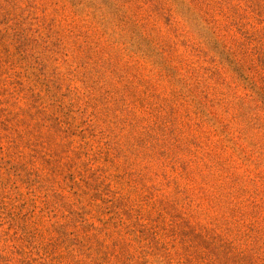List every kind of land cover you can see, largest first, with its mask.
<instances>
[{
	"label": "rangeland",
	"instance_id": "374dc122",
	"mask_svg": "<svg viewBox=\"0 0 264 264\" xmlns=\"http://www.w3.org/2000/svg\"><path fill=\"white\" fill-rule=\"evenodd\" d=\"M0 264H264V0H0Z\"/></svg>",
	"mask_w": 264,
	"mask_h": 264
}]
</instances>
